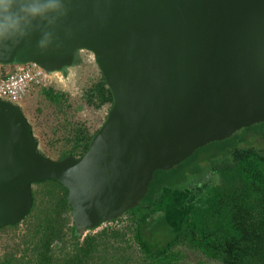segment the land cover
<instances>
[{"label": "water", "instance_id": "obj_1", "mask_svg": "<svg viewBox=\"0 0 264 264\" xmlns=\"http://www.w3.org/2000/svg\"><path fill=\"white\" fill-rule=\"evenodd\" d=\"M57 39L0 62L52 74L92 52L112 102L80 155L52 158L22 107L0 98V227L23 220L33 183L67 187L78 234L136 206L155 169L264 121V0H69ZM168 264H193L176 260Z\"/></svg>", "mask_w": 264, "mask_h": 264}, {"label": "trees", "instance_id": "obj_2", "mask_svg": "<svg viewBox=\"0 0 264 264\" xmlns=\"http://www.w3.org/2000/svg\"><path fill=\"white\" fill-rule=\"evenodd\" d=\"M43 92L54 101L62 97L53 87H44ZM84 95L85 101L94 107L110 106L112 102L111 90L101 72ZM242 128L248 134L264 137V121ZM95 131H90L85 124H74L67 135L66 150L59 158L68 154L80 156ZM248 134L245 139L239 137L232 141L229 136L196 148L192 154L202 150L209 167L200 179L189 184H172V179L166 175L168 170H154L147 192L136 206L126 210L132 216L133 239L143 253L144 264L180 260L184 258L182 252L175 248L181 246L219 259L222 264H264V144L247 140ZM241 141L243 144L239 145ZM160 171L166 173L160 176ZM55 181L51 182L53 188L49 196L40 201L41 208L32 232L23 241L24 248L20 252L13 248L0 253V264H120L109 260L110 254H118L110 250L111 243L121 233L118 230L86 234L80 242L81 234L73 224V248L67 249L65 244L54 247L56 241H67L65 227L70 221L68 211H71L67 187ZM33 193L34 202L28 214L34 213L37 207L34 190ZM156 219H161L169 234L158 246L149 241L146 233L147 225ZM94 253L99 254L98 261L93 259Z\"/></svg>", "mask_w": 264, "mask_h": 264}, {"label": "rangeland", "instance_id": "obj_3", "mask_svg": "<svg viewBox=\"0 0 264 264\" xmlns=\"http://www.w3.org/2000/svg\"><path fill=\"white\" fill-rule=\"evenodd\" d=\"M70 70L71 75L69 77H55L48 85L33 88L19 104L32 124L33 131L38 139L39 149L52 158H59L63 151L66 150L68 144L67 135L74 124H85L90 131H94L101 125L109 109L108 104L94 107L88 104L84 98L85 90L100 77V70L94 62L92 52L81 49L79 51V62L73 64ZM44 87H53L61 92L62 97L60 100L54 101L46 97L43 92ZM246 134H248L247 131L240 128L230 135V140L233 141V139H238L239 137L245 139ZM246 139L252 140L257 144H264V137L260 134L256 136L248 134ZM241 142H239V145L243 144ZM203 155V151L199 150L180 164H176L173 168L165 169L168 170L166 171L167 173L165 172L166 175L172 179L171 183L184 185L200 179L209 167V161L204 159ZM165 173L160 171L158 175L162 176ZM52 181L56 182L54 179H47L33 183V190L37 197V207L34 209V213L28 214L17 225L0 229V253L13 248H17L20 252L24 248L23 241L33 230L32 225L35 223L38 209L41 208L40 201L49 196L48 192L53 188ZM124 213L128 222L121 230L116 229L123 233L122 235L119 233V237L115 242L111 243L112 247L110 248L111 251L118 254L115 256L110 254L109 260L117 261L120 264H135V262L144 264L143 253L133 239L134 222L132 216L129 212ZM67 215L71 219L70 210ZM101 229L98 224L92 230L87 229L85 235L94 234ZM146 229L149 232V235L146 232L149 241L155 246L163 244L169 238L167 227L161 219L152 220ZM177 248L181 250L184 257L180 260L193 264L198 262L222 264L219 259L207 257L196 249L185 246L176 247L175 249ZM98 255L94 253L93 259L98 261L96 258Z\"/></svg>", "mask_w": 264, "mask_h": 264}, {"label": "clouds", "instance_id": "obj_4", "mask_svg": "<svg viewBox=\"0 0 264 264\" xmlns=\"http://www.w3.org/2000/svg\"><path fill=\"white\" fill-rule=\"evenodd\" d=\"M69 0H0V55H12L31 44L43 54L57 39L56 31L67 17Z\"/></svg>", "mask_w": 264, "mask_h": 264}, {"label": "built area", "instance_id": "obj_5", "mask_svg": "<svg viewBox=\"0 0 264 264\" xmlns=\"http://www.w3.org/2000/svg\"><path fill=\"white\" fill-rule=\"evenodd\" d=\"M54 78V74L50 73L34 61L17 63L0 62V98L8 99L14 103L20 104L30 90L35 87L48 85ZM127 222L128 220L125 213H122L117 217L101 221L99 225L102 228L101 230H121ZM72 225L73 221L70 219L65 227L66 243L56 241L54 247L59 248L65 244L67 249L73 248L75 240L72 238ZM94 228H90V230ZM85 231L79 237L80 242L83 240Z\"/></svg>", "mask_w": 264, "mask_h": 264}, {"label": "crops", "instance_id": "obj_6", "mask_svg": "<svg viewBox=\"0 0 264 264\" xmlns=\"http://www.w3.org/2000/svg\"><path fill=\"white\" fill-rule=\"evenodd\" d=\"M73 65V64H72ZM72 65H70V66H68L66 69H63V71L62 72H58V73H56L55 74V77H60V78H62L63 76H70L71 75V73H70V69H71V66ZM62 75V76H61ZM35 134V133H34Z\"/></svg>", "mask_w": 264, "mask_h": 264}, {"label": "flooded vegetation", "instance_id": "obj_7", "mask_svg": "<svg viewBox=\"0 0 264 264\" xmlns=\"http://www.w3.org/2000/svg\"><path fill=\"white\" fill-rule=\"evenodd\" d=\"M76 58H75V62L73 64H77L79 62V52L77 53Z\"/></svg>", "mask_w": 264, "mask_h": 264}]
</instances>
